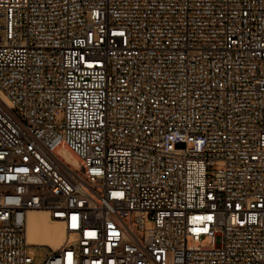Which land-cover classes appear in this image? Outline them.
I'll list each match as a JSON object with an SVG mask.
<instances>
[{"label":"built area","instance_id":"obj_1","mask_svg":"<svg viewBox=\"0 0 264 264\" xmlns=\"http://www.w3.org/2000/svg\"><path fill=\"white\" fill-rule=\"evenodd\" d=\"M38 247L264 264V0H0V264Z\"/></svg>","mask_w":264,"mask_h":264},{"label":"bare ground","instance_id":"obj_2","mask_svg":"<svg viewBox=\"0 0 264 264\" xmlns=\"http://www.w3.org/2000/svg\"><path fill=\"white\" fill-rule=\"evenodd\" d=\"M62 156L79 166L78 159L67 150L59 151ZM65 238V231L60 222L53 221L45 211H33L28 216L27 241L32 245L57 248Z\"/></svg>","mask_w":264,"mask_h":264},{"label":"rangeland","instance_id":"obj_3","mask_svg":"<svg viewBox=\"0 0 264 264\" xmlns=\"http://www.w3.org/2000/svg\"><path fill=\"white\" fill-rule=\"evenodd\" d=\"M43 246V245H42ZM49 253V249L45 248V247H38L35 250V261L38 264H42L43 260L45 259V257L48 255Z\"/></svg>","mask_w":264,"mask_h":264}]
</instances>
